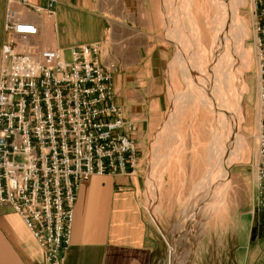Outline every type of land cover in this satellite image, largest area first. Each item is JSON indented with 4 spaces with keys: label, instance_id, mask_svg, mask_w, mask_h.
Wrapping results in <instances>:
<instances>
[{
    "label": "rangeland",
    "instance_id": "1",
    "mask_svg": "<svg viewBox=\"0 0 264 264\" xmlns=\"http://www.w3.org/2000/svg\"><path fill=\"white\" fill-rule=\"evenodd\" d=\"M256 1L244 0L238 12L243 28V56L248 57V62L244 56L245 90L240 106L241 118L233 122L232 133L235 134L232 136L235 144L240 139L239 148L233 151L232 163L227 172L211 173L208 166L212 155L213 135L220 126L214 109L218 95L215 99L209 91L215 84L211 75L218 66L217 57L212 50L214 40L220 37L219 27L224 13L221 9L226 8L227 0H188L190 12L197 25V38L204 48V54L196 49L192 41L186 43V22L177 0H138L137 10L133 9L135 14L127 16L123 13L121 21L114 20L115 42L109 36L107 43H102L105 45L104 66H114V78L123 64L119 53L128 57V49H122H126L128 37H132L135 48L141 46L144 51L157 50L158 54L163 48L168 53V60L162 65L161 77L157 79L158 84L153 87L158 94L156 103H159L161 92L163 94V110L159 105L156 106L159 114L156 115V122H153L149 134L148 78L141 81L144 86L142 94L135 95L133 92V97L142 102L146 109L145 116L141 119L142 131L134 135L140 148L136 178L139 181L138 199L154 235V264H236L234 249L238 243L237 236L241 232L240 204L246 195L243 186L240 187L237 180L232 179L231 170L232 167H236V170L246 168L254 160L257 165L259 136L264 126V104L255 46V26L260 20L257 14L263 13L258 12ZM219 2L223 4L221 7ZM148 12L152 13L149 18ZM20 44L22 43L19 42ZM183 45L185 52L181 51ZM23 49L19 50L17 47L19 52H23ZM186 57L188 61H185ZM136 58L139 60L136 55L132 56V59ZM186 64L190 66L187 67L189 71L192 70V64L195 67H204L205 71L202 74L198 69L192 74L188 71L185 77L182 71L184 66L186 69ZM187 80L195 85L191 90L188 89ZM126 83L129 87L131 81L126 80ZM114 89L116 93V88ZM217 92L215 90L216 94ZM117 97L116 93V105ZM209 173L212 177L214 175L211 178L215 187L208 190L211 193L210 202L206 206L203 205L206 201L204 199V202H199L200 205L193 203L196 190L200 187L202 191L198 194L203 197L205 187L201 185L203 181L207 183L206 177ZM222 174L224 183L216 188V178ZM190 203L192 208L197 206V209L193 208L196 211L190 209ZM203 207H208L206 213L203 212ZM195 216L198 217L195 219L197 224L194 222ZM249 220L250 217L247 216L243 219L245 223ZM171 254L173 261L170 259Z\"/></svg>",
    "mask_w": 264,
    "mask_h": 264
},
{
    "label": "built area",
    "instance_id": "2",
    "mask_svg": "<svg viewBox=\"0 0 264 264\" xmlns=\"http://www.w3.org/2000/svg\"><path fill=\"white\" fill-rule=\"evenodd\" d=\"M52 19L57 0L31 6ZM257 3V1H256ZM259 19L261 15L257 14ZM9 10L0 72V205L18 215L44 253V264H64L72 244L80 188L95 177L133 176L140 149L137 127L115 104L114 66H104L105 45L67 51L30 44L36 24ZM21 42L24 51H17ZM264 104V24L255 26ZM264 215V126L257 155Z\"/></svg>",
    "mask_w": 264,
    "mask_h": 264
},
{
    "label": "crops",
    "instance_id": "3",
    "mask_svg": "<svg viewBox=\"0 0 264 264\" xmlns=\"http://www.w3.org/2000/svg\"><path fill=\"white\" fill-rule=\"evenodd\" d=\"M29 2L31 6L46 7L48 0ZM139 3L138 0H57L55 16L47 19L36 15L20 0H0V72L2 49L7 42L6 16L10 9L38 26L39 35L31 38L30 44L40 49L67 51L73 47L107 43L109 36L115 42L114 20L121 21L123 13L135 14ZM257 5L258 12L263 13L260 20L264 24V0H257ZM149 14L152 13L148 12V18ZM128 39L126 49L122 48L123 51L128 49V57L119 53L123 64L114 78L116 103L135 123L139 134L146 109L133 97V92L142 94L143 79L148 78L149 134L159 114L156 106L163 110V94L161 92L159 103H156L158 94L153 87L158 84L168 53L163 48L160 54L157 50L144 51L141 46L135 48L132 37ZM23 48L22 44L18 46L19 50ZM133 55L139 60L132 59ZM126 80L131 81L129 87ZM255 161L246 168L236 170L232 167L231 170L232 179L243 186L246 195L240 204L241 232L234 249L236 264H264V215H253L259 197ZM136 177V174L95 177L80 188L74 210L72 244L64 264H154V235L138 199ZM246 216L250 217L248 223L243 221ZM0 264H44V253L37 241L12 208L4 205H0Z\"/></svg>",
    "mask_w": 264,
    "mask_h": 264
},
{
    "label": "bare ground",
    "instance_id": "4",
    "mask_svg": "<svg viewBox=\"0 0 264 264\" xmlns=\"http://www.w3.org/2000/svg\"><path fill=\"white\" fill-rule=\"evenodd\" d=\"M177 4L179 5L178 7L180 8L181 12L184 15V21L186 22V25H185L186 26V28H185L186 33L184 34L185 35L184 38L186 39V43L189 40L192 41L196 45V49L200 50L201 54H202V52L204 54V48H203V46H201V44L197 38V34H196L197 25L195 24V21H194L192 14L190 12L191 9H189V8L191 6H190V4H188V0H177ZM221 4L219 2V7H221ZM243 4H244V0H227L226 8L224 10L221 9V12L224 11V13H222L223 15L221 14L222 15V18H221L222 23L220 24L221 27H219L220 28V37H219V39L214 38L215 40H214V45H213L214 47H213L212 53H214L215 57H217V61H218L217 65L218 66H217L216 70L211 75L212 78L214 79L213 81L215 82V84L212 83L213 89L212 88H211V90L209 89V91L212 94H210V92H209V94L213 98H215V96L218 95L217 100H215L216 102L214 103V109H215V112H217L216 117H217L218 123H220V126L218 128H216V131H215L216 133H215V135H213V143H212V148H211L212 155H210L211 156V158L209 159L210 163L208 162L209 163L208 166L210 167L209 172H211V173H223L224 171L227 172L229 166L232 163V155L234 153L233 151L239 148L238 142H240V139H238V142H236V144H235L234 143V137L232 136V134H235V133H232V132H233L234 120L241 118L240 117V114H241L240 106H241V100L244 96V90H245L243 77H244V68H246V66H245L246 62H244V56H246V55L243 56V51H244V48H243V40H244L243 28H242L241 18H239V14H238L239 9L241 6H243ZM181 16H182V14H181ZM175 20H177V19H175ZM179 39H180V37H179ZM181 48H182L181 51H183V52L186 51L184 45ZM187 53H188V51H187ZM185 55L186 54H184V56ZM245 58H247V59H245V61L247 60V62H248V57L246 56ZM187 59L188 58L186 57L185 61H188ZM178 61H180V60H178ZM178 61H175V63ZM199 61H198V63H199ZM189 65H190V63H189ZM189 65L186 64V69H185V66L183 67V71H182L183 73L182 74L185 77L188 74L189 70L187 67H190ZM194 65H196L195 61H194ZM197 66H199V67H197ZM197 66L195 67L192 64V70L189 72L192 74V72H196V70L198 69L197 71L202 74L205 71L204 67H202L200 65H197ZM181 69H182V67H181ZM245 71H246V69H245ZM203 76H204V74H203ZM187 79H188V77H187ZM193 85L194 84L190 81L188 83L189 87L187 86L188 89L191 90V87H193ZM206 86H207V84H206ZM215 90L218 91L217 94L215 93ZM217 129H219L218 133H217ZM212 157H213V161H212ZM223 158L225 159L224 161H223ZM221 163H222V165H221ZM214 166H216V169ZM218 168L221 171L222 170L223 171L221 172ZM211 173H209L208 176L206 177L207 183H206V181L205 182L203 181V183L201 185V186L205 187L204 191H203L204 192L203 197L201 198L198 194L199 192L202 191V190H200L201 189V187H200L199 189L196 190V192H197L196 198L194 197L196 202L195 201L193 202L194 199H192L193 203H197L200 205L199 202H201L202 199L206 200L205 202L202 201V202H204L203 205L208 204V202H210L211 193H209L210 191H208V190L209 189L211 190L214 187L213 186L214 182L212 183V178L214 177V175L212 177ZM216 179L218 181L217 182L215 180V184L217 182V185H218V187L216 185V188H219L220 184L222 185V182H223L222 180L224 179L223 174H222V176H218V178H216ZM216 192H217V190H216ZM190 205H191V203H190ZM196 207L193 206V208L197 209ZM208 207H206V208L203 207L204 208V209L202 208L203 212L208 211ZM193 208L191 205L190 209H192V211L195 210ZM199 208H200V206H199ZM198 210L200 212V209H198ZM197 214H198V212H197ZM199 215H197V216H199ZM197 216L194 217V222H196L195 219L198 218ZM199 220H200V217H199ZM197 223L198 222H196V224ZM171 255L172 256L170 257V259H171V261H173V259H174L173 254H171Z\"/></svg>",
    "mask_w": 264,
    "mask_h": 264
},
{
    "label": "water",
    "instance_id": "5",
    "mask_svg": "<svg viewBox=\"0 0 264 264\" xmlns=\"http://www.w3.org/2000/svg\"><path fill=\"white\" fill-rule=\"evenodd\" d=\"M231 169V168H230ZM230 175V174H229ZM254 235H255V232H254Z\"/></svg>",
    "mask_w": 264,
    "mask_h": 264
}]
</instances>
